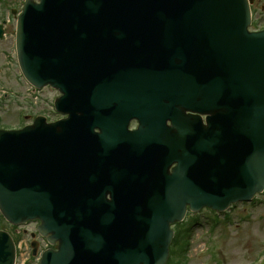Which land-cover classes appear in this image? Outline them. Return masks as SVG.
<instances>
[{
  "label": "water",
  "instance_id": "obj_1",
  "mask_svg": "<svg viewBox=\"0 0 264 264\" xmlns=\"http://www.w3.org/2000/svg\"><path fill=\"white\" fill-rule=\"evenodd\" d=\"M132 3L133 0L128 3L122 0H47L23 27V49L32 59L27 70L38 79L52 77L60 84L66 91L62 104L68 106L73 115L72 119L51 125L38 123L34 129L15 137L17 147H29L30 153L36 150L42 167L54 162L59 165L63 177L56 189L58 201L70 177L71 154L73 158L80 147L81 133L87 127V121L84 125L76 123L82 118L78 119L80 109L84 110L82 105L90 83L98 84L97 89L106 81ZM176 12L179 17L174 23ZM176 12L169 13L168 21L158 33L159 39L148 43L144 56L136 54L130 72L138 78V97L152 108L151 124L164 122L170 105H180L183 97L186 106L192 105L190 109H196L197 96L206 100L203 108L212 116L210 122L213 121L215 132L196 139L188 147L182 155V167L167 182L190 176L187 184L195 185V196L190 198L185 192L180 203L184 199L193 210L203 206L224 210L230 201L251 198L264 188V31H248L249 0H183ZM146 25L148 23L145 29ZM163 40L166 45L159 67L151 56L156 54ZM168 54L182 57L180 63L175 66ZM195 60H198L196 67ZM136 63L145 64L144 72ZM192 70L196 74L192 84L186 87L192 80ZM249 124L250 140L246 133ZM80 127L82 131L78 133ZM1 147L8 144L2 142ZM6 153V149H0L1 156ZM156 163L154 150V155L144 165L136 167L143 175L152 176ZM47 177H30L28 185L32 187L26 188L25 198H22L23 181L18 169L14 170L13 181L8 183L10 193L3 191L0 195L8 218L17 222L30 215L28 207L32 206L36 191L42 189L50 193L51 182ZM142 199L144 196L136 199L134 208L138 209ZM179 210L166 208L161 213L144 215L130 243L128 237L138 214L105 213L99 225L102 233L107 234L103 245L86 243L84 221V227L73 228L66 243L68 251L60 261L67 264H165L172 235L169 224L184 215V204ZM126 243L128 249L124 253ZM85 254L87 257L83 258Z\"/></svg>",
  "mask_w": 264,
  "mask_h": 264
},
{
  "label": "rangeland",
  "instance_id": "obj_2",
  "mask_svg": "<svg viewBox=\"0 0 264 264\" xmlns=\"http://www.w3.org/2000/svg\"><path fill=\"white\" fill-rule=\"evenodd\" d=\"M262 5L264 0H259L256 5L257 17L260 20H264ZM11 32L12 30L7 39L0 41V120L3 125L17 126L32 119L28 116L25 120L21 118L23 112L30 114L40 111L42 102L50 107L57 93L46 88L38 97L31 95L30 86L21 79L16 64ZM5 93H8V96L4 98ZM24 96L26 101L23 100ZM49 115L55 116L54 112ZM244 209L248 215L241 218L240 212ZM206 212L200 214L201 224L194 227L191 247L186 256L188 264H215L217 260L221 264H252L253 261L248 257L255 255L259 243H264V208L258 203L239 205L231 213L234 218L231 228L219 223L213 231L208 221L210 215ZM251 237L256 240L253 241ZM201 242L206 244L201 247ZM248 242L252 244L249 245Z\"/></svg>",
  "mask_w": 264,
  "mask_h": 264
}]
</instances>
